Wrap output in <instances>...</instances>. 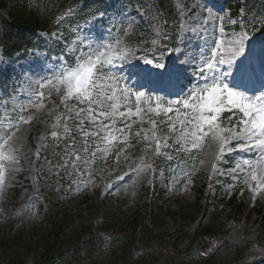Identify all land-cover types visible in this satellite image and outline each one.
<instances>
[{"label": "rangeland", "instance_id": "374dc122", "mask_svg": "<svg viewBox=\"0 0 264 264\" xmlns=\"http://www.w3.org/2000/svg\"><path fill=\"white\" fill-rule=\"evenodd\" d=\"M169 1L176 15L175 36L181 24L187 20V15L182 14L180 9L190 8L195 0ZM15 2L0 0V12L7 14ZM152 4L153 0H112L101 12L105 16L103 20L96 19L100 13L72 29L68 35L56 33L46 40L42 50L29 52L23 58L16 55L11 59L0 52V135L5 131L14 134L11 143L5 147L12 160L4 162L3 181L0 182V264H11V260L21 259L31 263L33 257L45 249L46 241L52 238L58 226L63 227L59 244L64 251L88 249L96 247L84 248L82 242L77 245L81 236L80 222L100 219V223L108 225L109 231L118 232L122 228L131 231L137 224L149 219L150 215L166 233L174 232L180 225L198 223L203 219L210 229L214 221L213 237L219 241L225 239L236 244L248 239L254 245L260 243L264 247L261 242L264 240V195L256 201L248 186L251 178L243 172H230L237 163L255 161V155L259 154L252 152L254 157H251L249 152L247 156L245 153H231L223 158V162L215 163L219 172L212 170L205 178L197 176L207 139L199 150H192L190 144H181L182 150L176 151L175 142L180 140L183 130H171L169 124L180 125L182 114L179 119L175 113L165 115L160 112L157 115L149 111L155 108L154 103L142 101L139 105L142 111L137 116L134 97L125 100L117 92V100L105 101V107L97 111L112 112L108 105L119 104V110L126 113L123 121L128 125L124 126L120 120L99 118L103 120V125L109 126L105 130L102 125L92 123L86 113H80L81 108H87L86 104L72 98L52 104L47 110L39 109L41 115L26 128V121L39 106L44 105V101H48L51 95H58L61 90L63 93L66 91L58 80L47 82L46 78L51 79L47 70L58 62L53 57L64 53H68L64 59L73 65L75 55H78L73 50L78 49L77 42L83 36L107 35L104 29L113 23L117 28L111 32L108 42L116 44L119 41L121 44L118 46L130 49L138 57L160 56L159 49L163 42L160 38L161 18ZM212 4L226 10L233 19V14L222 0H212ZM137 7L144 12V18L137 17L136 12L132 11L138 23L129 28L127 22H121L118 12L120 9L127 11ZM113 14H116L115 18ZM218 15L222 13H212L205 35L219 36L221 29L230 33L241 31V16L233 19L238 21L236 25L230 26L227 20L221 24ZM251 19L256 20L254 16ZM259 20L262 21V18ZM243 23L249 34V25ZM200 46H203V41L199 46L192 47L189 56H199ZM203 55H210L206 46ZM128 108L132 109L131 113L127 112ZM21 118L24 123H21ZM153 120L155 124L151 123ZM220 121L228 126L227 118ZM10 125H18V130L9 129ZM239 127L236 126L237 131ZM53 131L57 132L56 137L51 135ZM60 133L77 136L71 145L73 149L81 146L77 152H83V156L80 153L71 155L66 149L60 151L55 145L56 140L62 139ZM157 140L161 145L166 141L172 147H161L157 153ZM184 148L188 150L184 151ZM114 150L116 155L107 167L103 170L97 168L99 170L93 176L95 172L90 165H95L99 159H109V154ZM44 193L52 197L54 203L55 200L60 202L63 213L67 214L64 219L57 216L55 225L48 222V203ZM206 198L210 199L209 206L201 209L200 205L205 203ZM55 208L52 204V216ZM203 210L210 218L201 217ZM89 234H83L85 242V236ZM216 245V242L213 243L212 249ZM94 251L73 252L70 260L72 264H118ZM254 253L256 256L248 261L254 262L264 257V250Z\"/></svg>", "mask_w": 264, "mask_h": 264}, {"label": "snow or ice", "instance_id": "6c2138e0", "mask_svg": "<svg viewBox=\"0 0 264 264\" xmlns=\"http://www.w3.org/2000/svg\"><path fill=\"white\" fill-rule=\"evenodd\" d=\"M154 8L159 12L158 6ZM132 11L137 17L144 18V12L138 7L118 12L121 22H127L129 28L138 23ZM180 11L187 15V20L174 37L165 33L162 38L164 43H174L175 46L161 47L160 56L136 57L130 49L119 47V41L116 44L108 42L111 32L117 28L116 24L110 23L104 29L107 35L96 37L89 34L77 42L79 47L73 51L78 55H75L73 65L64 59L68 53L53 57L58 62L47 70L51 75V79L46 78L47 82L58 80L66 90L64 99L75 98L78 103L86 104L87 108H81L80 113H86L92 123L102 125L105 130L109 126L103 125V120L99 118L111 119L117 115L123 118L126 115L119 111V104L108 105L112 112L97 111L105 107V101L117 100L119 92L125 100L134 97L137 116L142 111L139 107L142 101L154 103L155 108L149 111L157 115L160 112L165 115L175 113L178 119L183 115L180 120L183 131L180 140L175 142L176 151L182 150L181 144H190L192 150H199L205 138L210 136L217 142V162H223V158L233 152H257L258 159L244 160L230 170L233 174L243 172L252 181H257V187L249 185L250 191L255 194L258 188L264 189V28L258 35L254 32L249 36L243 23L245 12L242 8L239 33L221 29L219 36H207V24L214 11L222 13L217 16L221 24L227 20L231 26L238 21L233 20L223 8H216L212 0H195L190 8H181ZM104 18L103 13L96 16L97 20ZM258 23L253 27H257ZM201 41L200 55L189 56L192 47L199 46ZM205 46L210 53L208 56L203 55ZM131 111V108L127 109L128 113ZM225 111L229 113V123L228 126H221L218 121ZM168 120L171 121V116ZM24 122L21 118V123ZM151 123L156 122L153 120ZM237 125L240 126L238 131ZM18 127L10 125L9 129L18 130ZM169 127L175 130L176 125L170 123ZM96 134L99 135V131ZM51 135L56 137L57 132L53 131ZM13 138L14 134L10 131L0 135V149ZM161 147L172 146L166 141L161 145L157 140V153ZM11 160L6 150H0V182L3 181L4 162ZM213 172H219L216 164H213ZM257 172L262 174L258 177Z\"/></svg>", "mask_w": 264, "mask_h": 264}, {"label": "trees", "instance_id": "16d2710c", "mask_svg": "<svg viewBox=\"0 0 264 264\" xmlns=\"http://www.w3.org/2000/svg\"><path fill=\"white\" fill-rule=\"evenodd\" d=\"M102 1L16 0V4L8 10L7 17L0 12V48L6 55L12 56L20 49L32 47L34 29L55 28L58 25L56 18L62 13H69V19L77 20L81 14L74 11L79 4H82L81 11L86 15ZM246 1L251 10L264 9V0ZM156 5L164 20L168 22L173 18V9L167 0H156ZM212 229L201 219L198 223L181 225L173 233H165L159 227V222L149 218L131 231L120 229L116 238H110L109 232V246L100 247V251L117 260L118 264H253L264 259L261 257L253 263L247 261L256 256L254 251L264 250L260 243L254 245L247 240L232 245L213 237ZM105 230L102 225L97 226L98 234H103ZM60 234H63L62 227L53 231L52 238L44 245L45 251L32 264H56L66 258V251L59 244ZM215 242L216 248L212 249ZM261 242L264 243V240ZM117 251H121V254L117 255ZM12 264L27 263L13 261Z\"/></svg>", "mask_w": 264, "mask_h": 264}, {"label": "bare ground", "instance_id": "6f19581e", "mask_svg": "<svg viewBox=\"0 0 264 264\" xmlns=\"http://www.w3.org/2000/svg\"><path fill=\"white\" fill-rule=\"evenodd\" d=\"M119 44H121V43H119ZM119 47H121V46H119ZM134 54L136 57H138L137 53H134ZM219 123H221V126H224V124H225L222 121H220ZM175 125H176V128H178L179 132H181L182 129H181L180 125H177V124H175ZM205 139H207V141L204 145L205 146L204 153H203V156L201 158L202 164H201V167L199 168V170L197 172V176L200 175L201 178H205V177L209 176L213 170V164H215L217 162L216 161V156H217V152H218L217 142L214 139H212L210 136L206 137ZM233 147H235V145ZM241 153H245L247 156V152H233L232 154L236 155V154H241ZM227 156H229V155H226L225 157H227ZM249 156L254 157V153H249ZM256 159H258V155H255V160ZM117 166H119V163H117ZM261 174H262L261 172H257L258 177ZM257 183H258L257 181L248 180V186L251 185V187H257ZM250 194H251V196H254L255 200L257 201V199L261 195H264V189L258 188L257 192L255 194H253L252 192Z\"/></svg>", "mask_w": 264, "mask_h": 264}]
</instances>
